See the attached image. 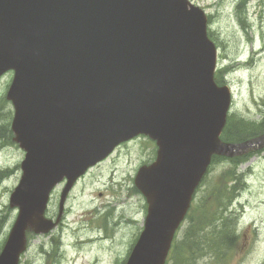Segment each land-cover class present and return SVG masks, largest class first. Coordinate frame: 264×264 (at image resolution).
<instances>
[{
    "label": "water",
    "instance_id": "95a60500",
    "mask_svg": "<svg viewBox=\"0 0 264 264\" xmlns=\"http://www.w3.org/2000/svg\"><path fill=\"white\" fill-rule=\"evenodd\" d=\"M205 23L187 0H0V75L13 70L6 98L24 151L0 264H18L26 230L52 229L75 179L139 133L158 150L134 179L147 214L125 264H164L210 158L264 147V133L218 138L229 93L213 81ZM63 178L52 221L44 212Z\"/></svg>",
    "mask_w": 264,
    "mask_h": 264
},
{
    "label": "rangeland",
    "instance_id": "374dc122",
    "mask_svg": "<svg viewBox=\"0 0 264 264\" xmlns=\"http://www.w3.org/2000/svg\"><path fill=\"white\" fill-rule=\"evenodd\" d=\"M189 1L207 16L209 38L218 52L219 82L229 86L232 95L230 114L235 120L258 123L264 118V0ZM11 78V71L0 76V249L17 215L8 199L24 156L10 130L13 109L5 93ZM155 153L151 139L137 136L88 169L64 199L60 225L45 234L26 231L19 264H123L146 213L145 199L133 178ZM233 175L240 181L225 214L233 219L235 243L223 260L213 252L200 258L201 251L188 248L194 233L187 229L203 222L216 205L215 194L235 184ZM62 187L63 183L55 186L48 201L46 217L52 220ZM187 214L174 240L179 256L172 255L167 264H177L178 259L186 264H264V150L241 160L216 159Z\"/></svg>",
    "mask_w": 264,
    "mask_h": 264
},
{
    "label": "trees",
    "instance_id": "16d2710c",
    "mask_svg": "<svg viewBox=\"0 0 264 264\" xmlns=\"http://www.w3.org/2000/svg\"><path fill=\"white\" fill-rule=\"evenodd\" d=\"M261 132H264V118L255 124L246 123L239 119L235 120L234 117H231L228 119L223 130L222 139L226 141H241ZM235 159L241 160L244 159V156ZM239 178V175H233L235 184L228 186L225 189V193L220 192V194H215L214 198L216 205L213 206L203 222L199 220L196 225H192L187 229L191 233H194L191 235L193 245H188V248L191 252L193 249L201 251L200 258H203L207 252H213V254L211 253L212 256L217 258L221 257L228 249L233 247L235 243L237 235L235 234L233 219L230 214H225V212H227L229 207L228 203L233 198V193L238 187ZM178 248L179 244L175 243L170 257H172V255L175 257L179 256L175 255ZM224 257L225 256L217 260H223ZM179 260L180 259H178L177 264H186L185 261Z\"/></svg>",
    "mask_w": 264,
    "mask_h": 264
},
{
    "label": "bare ground",
    "instance_id": "6f19581e",
    "mask_svg": "<svg viewBox=\"0 0 264 264\" xmlns=\"http://www.w3.org/2000/svg\"><path fill=\"white\" fill-rule=\"evenodd\" d=\"M222 129H223V128H222ZM221 132H222V130H221ZM221 132H220V133H221ZM219 136L221 137V135H220V134H219ZM218 138H219V137H218ZM230 236H231V235H230ZM83 243H86V241H83Z\"/></svg>",
    "mask_w": 264,
    "mask_h": 264
}]
</instances>
